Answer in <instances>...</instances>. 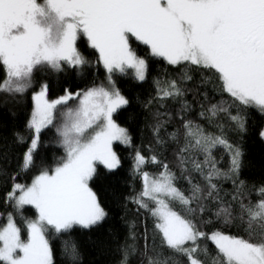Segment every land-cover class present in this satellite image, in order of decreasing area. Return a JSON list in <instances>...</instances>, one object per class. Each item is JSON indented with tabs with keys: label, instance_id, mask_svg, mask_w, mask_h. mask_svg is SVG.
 <instances>
[{
	"label": "snow or ice",
	"instance_id": "1",
	"mask_svg": "<svg viewBox=\"0 0 264 264\" xmlns=\"http://www.w3.org/2000/svg\"><path fill=\"white\" fill-rule=\"evenodd\" d=\"M81 38L98 54L106 83L78 92L66 89L54 100L47 98V84L33 93L28 124L33 137L21 169L34 165L40 133L53 125L56 113L62 119L56 132L65 156L52 169L41 170L30 185L14 184L7 194L22 225L13 212L7 213L6 223L0 226V264H53L50 231L60 234L75 226L91 229L106 220L108 213L90 182L99 177V166L111 171L120 165L113 141L132 144L127 129L114 121L113 114L129 104L116 87L115 74L128 75L132 69L136 80L147 78L148 60L138 55L134 44L146 46L150 56L170 65H193L213 73L231 102L207 106L201 116L207 114L209 121L224 113L242 132L246 130L243 109L255 108L264 115V0H0L4 73L0 94L23 95L33 87L39 69L82 70L90 61L78 49ZM191 79L185 73L180 81H166L164 86L156 81L157 96L181 102L186 112L190 106L183 101L187 91L183 83ZM69 101H76L75 107H66ZM233 107L236 115L229 111ZM161 115L167 114H157V134L163 126ZM182 127L177 159L189 184L187 192L176 186L177 176L167 164L158 177L141 171L140 166L158 160L136 152L143 188L134 202L151 212L159 238L158 244L154 237L153 245L146 243L139 252L141 264H183L180 258H186L187 264H264V186L255 189L258 199L253 202L241 190L244 182L240 181L236 194L225 200L215 181L238 176L243 155L239 146L229 143L222 132L210 133L192 120L182 119ZM260 135L264 138V130ZM171 139L181 144L177 134ZM218 148L230 155L227 171L217 166ZM192 173L203 183L195 181ZM206 201L216 205L217 219L225 224L238 222L245 235L205 232L198 227L195 216L206 211ZM26 205L36 210L35 219L24 216ZM206 242L215 246L214 255ZM65 252L72 260L78 257L74 243L66 241ZM121 253L120 264H130L137 250L126 245Z\"/></svg>",
	"mask_w": 264,
	"mask_h": 264
},
{
	"label": "trees",
	"instance_id": "2",
	"mask_svg": "<svg viewBox=\"0 0 264 264\" xmlns=\"http://www.w3.org/2000/svg\"><path fill=\"white\" fill-rule=\"evenodd\" d=\"M77 46L90 61L82 70L67 69L64 72H54L39 69L34 74L33 87L23 95L13 97L0 94V226L6 223L9 212H13L17 222L22 225L12 202L6 200L14 184L29 185L41 170L52 169L65 156V150L56 132V127L60 126L62 119L59 113H56L54 126L50 125L40 133L34 165L28 170L21 169L23 154L33 137V131L28 127L34 108L33 93L40 90L41 84H47V98L54 100L63 96L66 89L78 92L106 83L107 73L101 64L97 63L96 51L88 47L83 38L77 41ZM134 47L138 55L148 60L147 78L144 81L136 80L130 70L128 75L115 74L116 87L129 100V104L113 114L114 121L127 129L132 144L114 143L113 150L120 160V165L111 171L99 166V177L90 182L108 216L101 226L91 229L75 226L69 232L60 234L50 231L48 237L53 264H120L121 249L126 245L137 250L136 255L131 257L130 264H141L143 257L139 252L143 251L146 243L151 247L154 237L155 243L158 244L159 238L156 237L155 218L151 212L134 202V198L143 188L140 172L136 170V152L139 151L146 158L155 156L158 160V163L148 162L140 166L141 171L158 177L164 170L163 165L167 164L177 176L176 186L187 192L189 184L181 174L177 159L178 149L183 142L182 119L192 120L210 133L222 132L229 143L239 146L243 153L238 176H222L215 181L225 200H231L232 195L236 194L240 181L244 182L241 190L253 202L258 199L255 189L264 186V139L260 135L264 129V115L255 108L243 109L241 115L245 119L246 130L242 132L232 125L227 114L221 113L209 121L207 114L201 116L207 106L221 101L231 102L230 96L220 91L219 83L211 71L193 65H170L162 58L150 56L146 46L134 44ZM185 73L192 77L183 83L187 89L183 101L190 106L186 112L182 111V103L177 100H161L157 96L156 83L160 81L159 86H164L166 81H180ZM3 76V70L0 68V79H3ZM75 105L76 101H69L66 107ZM229 111L232 115L237 114L235 107ZM158 113L167 115L159 117L163 126L157 134L155 127ZM174 133L180 137L181 144L171 139ZM18 138H23V143H18ZM158 139L163 142L158 143ZM215 156L217 166L227 171L230 167L229 153L224 148H218L215 150ZM192 176L195 181L203 183L198 174L192 173ZM205 203L206 211L195 216L198 227L205 232L219 230L233 236L245 235L238 222L225 224L214 215L216 205L210 201ZM233 204L235 206V202ZM174 208L180 211L178 204L174 205ZM23 214L33 219L36 217V213L28 207L24 208ZM206 221L210 223H205ZM22 237H26V232L22 233ZM66 241L75 244L78 253L76 260H72L65 252ZM206 243L210 254L214 255L215 246L211 242ZM180 259L183 264H187L186 258Z\"/></svg>",
	"mask_w": 264,
	"mask_h": 264
},
{
	"label": "rangeland",
	"instance_id": "3",
	"mask_svg": "<svg viewBox=\"0 0 264 264\" xmlns=\"http://www.w3.org/2000/svg\"><path fill=\"white\" fill-rule=\"evenodd\" d=\"M101 66L103 67V65L101 64ZM132 73H133V70L132 69H129ZM264 130V129H263ZM264 139V138H263ZM114 143H120V144H123V143H121L120 141H113V144ZM123 145H125V144H123ZM112 147H113V145H112ZM114 151V150H113ZM102 166V165H101ZM103 167V166H102ZM31 184V183H30ZM29 184V185H30ZM31 208L35 213H36V210L32 207V206H30V205H26L24 208ZM35 219V218H34ZM79 227V226H78ZM23 238V237H22ZM27 238V233H26V237L24 238V239H26Z\"/></svg>",
	"mask_w": 264,
	"mask_h": 264
}]
</instances>
